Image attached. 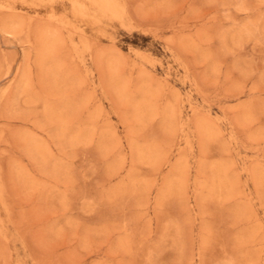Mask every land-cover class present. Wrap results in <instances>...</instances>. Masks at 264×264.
<instances>
[{
    "label": "rangeland",
    "instance_id": "rangeland-1",
    "mask_svg": "<svg viewBox=\"0 0 264 264\" xmlns=\"http://www.w3.org/2000/svg\"><path fill=\"white\" fill-rule=\"evenodd\" d=\"M0 264H264V0H0Z\"/></svg>",
    "mask_w": 264,
    "mask_h": 264
}]
</instances>
